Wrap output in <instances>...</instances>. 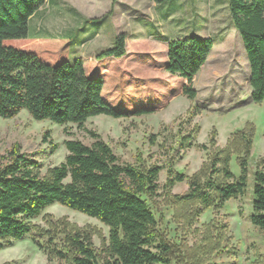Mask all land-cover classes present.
I'll list each match as a JSON object with an SVG mask.
<instances>
[{"label":"trees","instance_id":"trees-1","mask_svg":"<svg viewBox=\"0 0 264 264\" xmlns=\"http://www.w3.org/2000/svg\"><path fill=\"white\" fill-rule=\"evenodd\" d=\"M161 4L170 0H152ZM47 0H0V117L12 119L26 110L37 121L83 127L90 118L105 115L127 118L149 114L158 107L153 87H132L125 73L107 74L109 62L127 54L126 35L97 52L94 71L80 56L71 62L70 38L31 36V18ZM250 67L251 101L264 100V0H228ZM214 47L211 37L187 36L167 41L165 70L184 81L182 94L193 101V80ZM168 93V92H167ZM166 94V93H165ZM158 99V98H157ZM198 113V111H196ZM214 136L216 132L213 131ZM90 145L67 140L68 155L58 166L41 173V163L18 149L0 163V249L32 235L49 258L63 264H171L174 245L159 230L147 198L158 194L162 166L124 163L100 135L91 132ZM211 145L215 146L214 137ZM182 150L207 149L195 142V133L180 140ZM253 149V127L236 131L228 145L214 151L199 173L188 179L182 203L194 204V214L220 210L248 187V161ZM241 168L236 178L232 156ZM169 187L186 177L168 168ZM59 203L95 218L109 228L104 256L96 249L93 233L61 219L35 231L33 220ZM201 207V208H200ZM251 223L264 230V171L254 172ZM176 246V245H175Z\"/></svg>","mask_w":264,"mask_h":264},{"label":"rangeland","instance_id":"rangeland-1","mask_svg":"<svg viewBox=\"0 0 264 264\" xmlns=\"http://www.w3.org/2000/svg\"><path fill=\"white\" fill-rule=\"evenodd\" d=\"M68 9L86 16V24ZM121 33L126 35L127 54L100 71L114 76L123 72L138 89L153 87L158 107L142 116H96L83 127L37 121L26 110L12 119L0 117V163L9 151L18 149L39 161L45 175L49 168L65 161L67 140L90 145L94 142L91 132L97 133L122 162L163 167L158 194L147 199L159 230L174 245L171 264H264V230L249 218L254 172L264 171V100L251 101L250 67L228 0H170L161 4L152 0H59L54 7L45 5L29 26L31 36L69 37L71 62L84 57L89 72L97 67V52L111 48ZM187 36L214 40L207 62L193 80L198 91L193 101L182 94L184 81L164 69L167 41ZM248 125L253 127V149L246 193L229 200L220 210L211 208L195 215L198 206L182 203L175 196L186 194L188 179L206 167L212 153L225 148L236 131ZM192 132L195 142L207 149H181L180 140ZM213 137L215 146L210 144ZM170 165L186 177L171 188ZM230 165L237 178L241 168L236 154ZM61 219L88 228L97 251L104 256L109 228L59 203L33 220L35 231ZM0 264L63 262L49 258L29 234L0 249Z\"/></svg>","mask_w":264,"mask_h":264},{"label":"crops","instance_id":"crops-1","mask_svg":"<svg viewBox=\"0 0 264 264\" xmlns=\"http://www.w3.org/2000/svg\"><path fill=\"white\" fill-rule=\"evenodd\" d=\"M60 2L63 3V1H60ZM58 4H59V0H47V2L45 3V5H46L47 7H54V6L58 5ZM45 5H43V6L37 11V13L31 18V20H30V24H31V22H32V20H33L34 17H36L38 14H42L43 7H44ZM67 11H68V12H72L73 15L76 14V16H77L78 18H80L81 22H82V20H83V24H84V25H85L86 22L88 21V19H87L86 16L81 15L80 12H78V11L76 12L74 9H68ZM81 16H82V17H81Z\"/></svg>","mask_w":264,"mask_h":264}]
</instances>
